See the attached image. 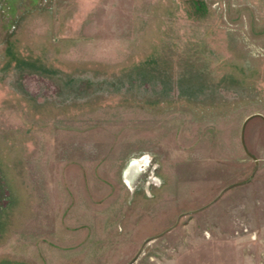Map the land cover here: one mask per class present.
Here are the masks:
<instances>
[{
	"label": "rangeland",
	"instance_id": "1",
	"mask_svg": "<svg viewBox=\"0 0 264 264\" xmlns=\"http://www.w3.org/2000/svg\"><path fill=\"white\" fill-rule=\"evenodd\" d=\"M0 264H264V0H0Z\"/></svg>",
	"mask_w": 264,
	"mask_h": 264
},
{
	"label": "bare ground",
	"instance_id": "2",
	"mask_svg": "<svg viewBox=\"0 0 264 264\" xmlns=\"http://www.w3.org/2000/svg\"><path fill=\"white\" fill-rule=\"evenodd\" d=\"M139 159H140V158H139ZM139 159H138V160H139ZM146 161H148V160H146ZM146 161H145V162H146ZM141 162H142V160H141ZM133 165H137V164L134 163ZM139 165H140V164H139ZM141 165H142V164H141ZM131 169H132V168H131ZM135 169H136V168H135ZM138 169H139V168H138ZM131 176H132V175H131ZM130 178H131V177H130ZM123 179H125V178H123ZM153 181H155V180L153 179Z\"/></svg>",
	"mask_w": 264,
	"mask_h": 264
},
{
	"label": "crops",
	"instance_id": "3",
	"mask_svg": "<svg viewBox=\"0 0 264 264\" xmlns=\"http://www.w3.org/2000/svg\"><path fill=\"white\" fill-rule=\"evenodd\" d=\"M2 224L6 226V223H5V221H3V223H2ZM8 226H9V224H8ZM8 233H9V231H8ZM8 233H7V236L9 235Z\"/></svg>",
	"mask_w": 264,
	"mask_h": 264
},
{
	"label": "water",
	"instance_id": "4",
	"mask_svg": "<svg viewBox=\"0 0 264 264\" xmlns=\"http://www.w3.org/2000/svg\"><path fill=\"white\" fill-rule=\"evenodd\" d=\"M256 163H257V161H256ZM168 231H169V230H167L166 232H168ZM166 232H165V233H166ZM157 237H160V236H157ZM157 237H155V238H157ZM155 238H151L150 240H153V239H155ZM150 240H149V241H150Z\"/></svg>",
	"mask_w": 264,
	"mask_h": 264
}]
</instances>
